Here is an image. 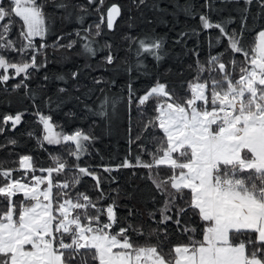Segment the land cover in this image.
<instances>
[{
    "label": "snow or ice",
    "instance_id": "obj_1",
    "mask_svg": "<svg viewBox=\"0 0 264 264\" xmlns=\"http://www.w3.org/2000/svg\"><path fill=\"white\" fill-rule=\"evenodd\" d=\"M139 2L143 4L145 0ZM248 2L251 3V0ZM9 3L12 7L6 8L3 0H0V21L9 20V23L0 24V49L22 53L32 49L33 56L31 63L18 64L10 63L0 55V69L7 71L11 68L17 75L24 73L27 76L30 68L46 66L36 63V54L47 45L41 44L37 48L33 42L34 37L43 38L48 31L44 5L38 3V0H9ZM53 7L67 11L73 5L71 0H59L53 3ZM119 14L120 9L116 5L108 9V29L113 28L114 19ZM13 16L21 18L23 27L20 37L27 41L19 49L7 38ZM80 19L83 21V17ZM200 20L205 29H219L217 43L227 39L228 48L225 52L210 56L207 68L197 61L196 82L189 83L191 96L183 102L173 97L159 80L143 96L138 97V106L156 98L158 114L145 128L158 127L164 134L166 146L162 141L155 153H149L151 162H145L137 156L136 164L133 165L125 158L124 163L117 165L116 169H148L149 179L163 202L162 207L150 211L148 216L158 226L166 225L169 221L179 226L180 218L191 209L205 222L203 238L196 240L190 236L188 244L173 247L171 258L168 259L160 250V245H135L128 235L129 230L135 231L137 235H145L142 229L133 228L129 224L120 227L119 231H112L113 226L118 224L115 202L103 209L84 193H77L75 202L70 198L64 199L68 196L64 189L75 187L80 182V175L92 176L98 190L100 178L88 168L77 164L75 168L78 172L71 182L54 185L52 173L63 172L70 166L62 162L60 157H53L57 166L40 170L47 172L48 176H34L28 183L13 179V170H0V176L8 180L0 186V198L7 201V210L0 212V264H75L78 257L82 264H87L81 257V250L90 254L93 264H264V30L258 33L259 42L250 55L242 45L243 25L241 35L238 36L235 31L227 33L219 23H209L206 16L202 15ZM95 27V35L98 36L100 25ZM76 36L80 37V32H76ZM60 39L63 37L58 38L54 48L70 50L78 42L72 40L64 45L59 43ZM81 39L88 41V36ZM125 39L136 41L135 37ZM91 43H84L83 49L95 56L97 50L91 47ZM138 43L137 56L143 52L150 53L157 61L162 59L159 54L162 48L160 39H139ZM105 47L111 48V45ZM229 51L244 56L238 79L233 78L237 68L235 59L229 62L232 71L220 62L221 57ZM115 59L109 52L104 62L112 65ZM124 71L131 73V66L124 68ZM204 72L209 74V78L200 82ZM214 72L221 73V78L213 76ZM78 75V72L71 73L73 79ZM9 79L8 75H0V82ZM58 79L63 80L64 77ZM104 82L102 78L94 80L96 85ZM59 91L64 92L65 89ZM93 91L95 89H89L84 96L88 97ZM99 91L103 93L104 89ZM133 95L129 83V105ZM108 103L109 99L105 95L99 111H94L88 104H85V108L93 115L107 117ZM9 120L15 126L20 123L21 115L5 117V121ZM40 120L48 132L43 139L49 144L74 142L75 150L69 155L77 159L87 151L84 142L94 139L81 130L71 135L54 133L50 117L41 116ZM30 161L29 156L21 157V167L31 168ZM160 165L168 166L172 175L156 179L152 170ZM116 169L106 167L104 171ZM45 181L47 186L41 189L40 185ZM54 187L61 189L55 197ZM186 192L190 199L186 197ZM18 193L24 196L19 205L12 199ZM100 193L98 200L104 198L102 190ZM151 198L154 202L157 199L155 195ZM178 201H183L184 206H180ZM89 209H94L95 214H89ZM173 209L175 220L169 214ZM73 212L76 214L72 215ZM156 212L160 214L159 221H156ZM105 213L107 222L102 220ZM160 231L159 228L153 229L147 235H156L158 238ZM162 231L167 237L166 228ZM183 231L194 234L196 229L185 227Z\"/></svg>",
    "mask_w": 264,
    "mask_h": 264
},
{
    "label": "trees",
    "instance_id": "obj_2",
    "mask_svg": "<svg viewBox=\"0 0 264 264\" xmlns=\"http://www.w3.org/2000/svg\"><path fill=\"white\" fill-rule=\"evenodd\" d=\"M59 0H38L44 5L46 25L49 35L44 39H35L37 48L41 44L47 45L36 54V63L46 66L39 69H29L27 76L24 73L17 75L14 69L0 70V75H8L10 79L0 82V170H13L12 178L28 182L31 177L40 175L47 177V172L41 169L55 168L57 165L53 157H60L69 168L60 173H52L53 184L71 182L78 169L75 165L88 168L100 178V190L104 198L99 199L100 190L96 187V180L92 176L80 175V182L75 187L64 189L68 193L64 199L76 200L77 193L88 195L98 207H105L115 202V214L118 224L112 231H119L120 227L142 229L145 235H137L129 230V237L135 245H160V250L166 259L171 258V250L176 245L188 244L189 237L196 240L203 238V229L206 226L199 215L189 209L180 219L177 226L173 221L166 225H157L148 213L162 207V198L158 196L152 181L149 179L148 169L143 167H121L125 158L135 165L136 157L140 156L145 162H151L149 153L165 142L163 132L158 127H148V124L158 113L156 112V98L150 99L142 106H138V97L143 96L159 80L166 85L167 90L177 100L183 102L191 96L189 83L196 81L197 61L208 67L210 56L225 52L228 48L227 39L217 43L220 36L217 28H203L200 17L206 16L209 23L221 24L225 31H233L238 36L242 33V45L249 51L255 47L256 38L264 30V0H71L73 7L67 11L53 7ZM67 2V0H66ZM6 8L12 7L9 0H3ZM116 5L120 14L115 17L113 28L107 27L108 9ZM71 13L69 16L68 13ZM83 17V21H81ZM103 17V20H102ZM9 23V20L0 21V24ZM100 25V35H95L96 25ZM23 27L21 18H11L10 31L7 38L15 43L19 49L23 43L20 31ZM89 30V31H85ZM2 31V29H0ZM80 32V37L76 36ZM183 34V35H182ZM88 36L91 47L96 49V55L91 56L84 52L83 39ZM59 37L60 44H68L72 40L78 41L72 49L54 48ZM135 37L136 41L125 39ZM158 38L162 41L159 54L162 59L157 61L150 53L136 55L139 39ZM179 41V43H177ZM111 45V48L105 47ZM111 52L115 57L112 65L104 62ZM10 63H31L33 51L27 52L0 49ZM237 62L234 79H238L239 67L243 66L244 56L226 52L220 62L232 71L230 61ZM139 65V66H138ZM119 66V67H118ZM131 66V73L124 68ZM72 72H78L76 79L71 77ZM217 79L222 74H212ZM63 76L64 79H58ZM47 77V79H45ZM102 78L104 83L94 84V80ZM209 74H201V81L207 80ZM115 81V83H111ZM131 83L134 92L132 103H128V84ZM17 84L20 87H15ZM63 88L64 92L59 90ZM95 89L88 97L84 93ZM99 89H104L100 92ZM105 95L109 99L106 106L107 117L93 115L85 108L88 104L94 111H99ZM79 97V99H77ZM114 102V104H113ZM21 115L19 124L13 126L11 120ZM41 116L50 117L52 129L63 135H71L77 130L94 137L85 141L87 151L79 159L69 155L75 150L74 142L49 144L43 139L48 132L40 120ZM140 137L137 140V137ZM15 141V143H12ZM143 146V150L142 147ZM163 153L161 152L160 155ZM174 156L176 154H173ZM23 156L31 157V168L21 167ZM111 167V172L104 168ZM156 179H165L172 175V170L166 165H160L152 170ZM7 178L0 176V186L7 183ZM47 186V181L44 184ZM61 189L54 187L55 197ZM157 199L154 202L152 196ZM186 197L190 199L186 192ZM13 201L19 205L24 197L21 193L14 196ZM61 200L60 202H62ZM180 206L183 201H178ZM55 206V201H54ZM7 210V201L0 198V212ZM94 215L95 210L89 209ZM175 209L172 213L175 220ZM76 213L73 212L72 215ZM160 214L156 212V221ZM106 222L105 214L102 217ZM195 228L196 232H184L183 229ZM160 235L149 237L147 234L158 229ZM167 230V237L163 229ZM87 264H93L90 254L81 250ZM75 264H82L78 257Z\"/></svg>",
    "mask_w": 264,
    "mask_h": 264
},
{
    "label": "rangeland",
    "instance_id": "obj_3",
    "mask_svg": "<svg viewBox=\"0 0 264 264\" xmlns=\"http://www.w3.org/2000/svg\"><path fill=\"white\" fill-rule=\"evenodd\" d=\"M47 26V25H46ZM48 28V27H47ZM49 28H48V31H47V34L43 37V38H41V37H34L33 38V42L35 41V39H40V40H44L48 35H49ZM259 42V37H258V35H257V38H256V44ZM255 44V45H256ZM1 70V69H0ZM2 70H4V69H2ZM194 82H196V81H194ZM155 85V84H154ZM153 85V86H154ZM190 90V89H189ZM52 131L54 132V133H57L56 131H54L53 129H52ZM36 176V175H35ZM38 176H40V175H38ZM34 177V176H33ZM33 177H31V179L29 180V181H32L33 180ZM41 177V176H40ZM28 181V182H29ZM21 182H24V183H28V182H26V181H22L21 180ZM46 187V185H40V188L41 189H43V188H45ZM22 195H23V193H21ZM24 197V196H23ZM63 202V201H62Z\"/></svg>",
    "mask_w": 264,
    "mask_h": 264
},
{
    "label": "built area",
    "instance_id": "obj_4",
    "mask_svg": "<svg viewBox=\"0 0 264 264\" xmlns=\"http://www.w3.org/2000/svg\"><path fill=\"white\" fill-rule=\"evenodd\" d=\"M107 208V206H105V207H103V209H106ZM105 216H106V213H105ZM106 219H107V216H106ZM107 222V221H106Z\"/></svg>",
    "mask_w": 264,
    "mask_h": 264
},
{
    "label": "water",
    "instance_id": "obj_5",
    "mask_svg": "<svg viewBox=\"0 0 264 264\" xmlns=\"http://www.w3.org/2000/svg\"><path fill=\"white\" fill-rule=\"evenodd\" d=\"M45 129V128H44ZM46 130V129H45ZM47 131V130H46Z\"/></svg>",
    "mask_w": 264,
    "mask_h": 264
}]
</instances>
